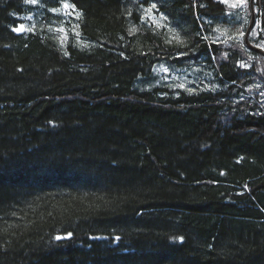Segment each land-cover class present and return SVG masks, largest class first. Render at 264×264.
Here are the masks:
<instances>
[{"label":"trees","instance_id":"trees-1","mask_svg":"<svg viewBox=\"0 0 264 264\" xmlns=\"http://www.w3.org/2000/svg\"><path fill=\"white\" fill-rule=\"evenodd\" d=\"M247 5L225 35L219 0H0V264H264Z\"/></svg>","mask_w":264,"mask_h":264},{"label":"snow or ice","instance_id":"snow-or-ice-1","mask_svg":"<svg viewBox=\"0 0 264 264\" xmlns=\"http://www.w3.org/2000/svg\"><path fill=\"white\" fill-rule=\"evenodd\" d=\"M26 2L27 3L35 4V3H37V0H26ZM219 2L228 4V6L231 7V8H238V7H241V6L246 7L245 0H239V3H231V4H229L228 0H219ZM64 7L65 8H68L69 5L67 3H65L64 4ZM72 7L74 8V5H72ZM154 9H157V4L156 3H151L148 8L144 9V15L140 17L141 22H145V19H147V20H150L152 24H155L156 27H164L165 25L161 24L156 19V16L153 14V10ZM129 14H131V13H129ZM159 16L163 20H166L167 19V17L164 15V13H159ZM24 30L25 29H24V26L23 25H20L17 28H13V31H16V32H22ZM59 31H64V29L61 28V29H59ZM131 31L134 32L135 29H132ZM255 34H256L255 32L252 33V35H255ZM240 35L243 36L244 34L241 32ZM205 39H207V37H205ZM173 40H176L179 43H183V41L180 40L178 34L175 35V36H173L172 38L168 39L166 42L167 43H172ZM213 43H215V41H213ZM256 46L257 47H264V45H256ZM121 55H123V53H121ZM224 57L225 58L227 57V53H224ZM240 67H247V65L241 64ZM160 71H162L164 73H168L170 71V69L168 67H165L164 65H161L160 66ZM162 79H166V77H162ZM176 87H178L180 89H184L185 91H188L189 93H191V92L194 91V89L187 88L184 83H180V84L176 85ZM177 94L179 95V93H177ZM261 95H264V93H261ZM68 235L70 236L71 233H69ZM61 238L62 237H59V236L57 237V239H61Z\"/></svg>","mask_w":264,"mask_h":264},{"label":"rangeland","instance_id":"rangeland-1","mask_svg":"<svg viewBox=\"0 0 264 264\" xmlns=\"http://www.w3.org/2000/svg\"><path fill=\"white\" fill-rule=\"evenodd\" d=\"M246 1V0H245ZM228 2L231 4V3H239V0H228ZM248 10H247V8L246 7H244V6H241L240 7V9L238 10V11H236V12H234L233 13V15H230L231 17H232V19H235V21L233 22V26H231V27H224L223 29H222V31L223 32H225L224 34L225 35H228V34H230V33H234V34H237L238 33V31H236L237 30V25H238V23H239V19L238 18H242V17H244V18H247L248 17ZM160 23L162 22H164V20L163 19H157ZM234 27H236V28H234ZM64 37V36H63ZM63 37H62V39H63ZM162 77H166V79H162ZM160 76V82L162 83V84H164L163 83V81L164 82H168V81H171V76L170 75H168V73H164V75L163 76ZM172 77H175V75H173ZM180 80V79H179Z\"/></svg>","mask_w":264,"mask_h":264},{"label":"water","instance_id":"water-1","mask_svg":"<svg viewBox=\"0 0 264 264\" xmlns=\"http://www.w3.org/2000/svg\"><path fill=\"white\" fill-rule=\"evenodd\" d=\"M252 25H253V23H252ZM252 25L250 26V28L252 27ZM249 32V31H248ZM255 50H257V51H260V52H262L261 50H259L258 48H254ZM264 53V52H263Z\"/></svg>","mask_w":264,"mask_h":264}]
</instances>
